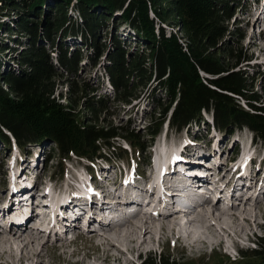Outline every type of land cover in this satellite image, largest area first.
Here are the masks:
<instances>
[{
	"label": "trees",
	"instance_id": "obj_1",
	"mask_svg": "<svg viewBox=\"0 0 264 264\" xmlns=\"http://www.w3.org/2000/svg\"><path fill=\"white\" fill-rule=\"evenodd\" d=\"M245 10L242 0H0V17L11 19L5 11L16 17L0 23V32L22 47L16 59L22 71L0 74V153L13 141L28 155L34 146L48 143L54 146L51 154L58 156L60 168L74 157L89 164L134 160L145 166L150 159L144 156L148 144L167 121L176 130L209 127L204 113L212 115L222 133L232 135L235 129L246 128L264 143V100L246 74L234 71L246 57L241 46L244 34L233 29L238 12ZM117 16L119 25L108 26ZM103 30L109 44L101 41ZM234 37L240 39L235 42ZM68 39H81L88 53L70 47ZM1 41L6 49L8 42ZM99 59L105 60L103 71L112 90L124 100L157 84L152 99L157 100L159 115L151 116L146 128L148 143L129 128H99L73 106L56 100L62 71L76 73L80 60L99 70ZM260 77L264 87V76ZM82 87L86 94L89 85ZM86 105L95 113L107 108L104 99L93 98ZM118 139L131 146L132 156ZM241 258L238 264H264V237L250 256ZM212 259L206 263V257L195 261L167 252L141 257V264H229L219 254Z\"/></svg>",
	"mask_w": 264,
	"mask_h": 264
},
{
	"label": "rangeland",
	"instance_id": "obj_2",
	"mask_svg": "<svg viewBox=\"0 0 264 264\" xmlns=\"http://www.w3.org/2000/svg\"><path fill=\"white\" fill-rule=\"evenodd\" d=\"M245 2L246 10L249 11V13H241L238 12L237 17V23L233 27L230 26V29L235 30L238 28V30H241V33H243V38L241 39V46L244 50V54H246V57L242 59V61L238 64V66L235 67L236 72H243L246 74V78L249 79L250 83L254 86V91L257 92L264 100V87L260 84L262 82V78L260 76H264V20L261 21L262 14H264V0L260 1L259 4L255 3L250 5V2L253 3V0H242ZM5 13L10 14L12 17L7 16H1L0 17V23L7 24L8 21H13L14 18H16L13 14V12L5 11ZM118 15H120L118 13ZM119 18L117 16L114 20L109 21L108 26L114 27L118 26L115 24V20ZM234 21L231 22L233 24ZM121 28L118 27V30ZM171 29L167 28V32H169ZM177 30V29H176ZM101 41L104 43L105 41L109 44V35H106V33L101 31ZM108 32V30H107ZM119 32V31H118ZM118 32H115V28L113 29V33L118 34ZM2 34V37H1ZM15 34V33H14ZM8 35L0 32V47L3 46L2 39H5V42H8V46L6 49L0 48V74H7L11 72H17L22 71L21 65L16 61L18 57V50L22 49L16 43L12 41H8ZM108 36V37H107ZM11 35V39H12ZM14 40H18V38H13ZM238 39L237 37H234V41L236 42ZM20 40L24 41V38L22 37ZM26 40V39H25ZM129 40V39H128ZM232 40V39H231ZM68 45L74 46V48L82 49L84 54L88 53V50L85 46H81V39L74 40V39H68L67 40ZM132 43H134V39H132ZM135 46V45H134ZM240 46V45H239ZM238 46V48H239ZM136 48L135 50H137ZM54 55V54H53ZM55 57V55H54ZM101 62L102 68L99 67V70H92L88 64L84 63V61H78V69L76 73H69L66 71L61 72V76L57 78L56 83V100L60 103H63L65 105L69 104L73 106L74 108H71L75 112H77L79 115H85L84 119L85 121L91 122L97 127L102 129H110V128H129L131 131L136 132L139 136L142 137V140L148 143L149 137L146 136V128L151 125V116H154V114H158V110H155L157 108L156 102L157 100L152 99V95L154 92H152V89H155V87H158L156 83L151 84L149 88H141L136 92L137 97L129 98V101L124 100L123 97H119V92H114L112 90L111 85L109 84L107 74L103 71V64L104 59H99ZM98 80H100V83H98ZM89 85L88 89L86 90V94H82L83 87L82 85ZM95 98L97 101L104 99L105 103H107V108L103 111L98 112H91L86 106V102L88 100H92ZM163 101V100H162ZM242 104H245L246 102L241 101ZM264 104V102H263ZM83 112V113H81ZM159 115V114H158ZM156 115L155 117H158ZM207 118L211 120L212 115L211 114H205ZM205 117V120H206ZM93 120V121H92ZM86 122V123H87ZM208 123V122H207ZM206 128L205 124H202L201 127L193 126L189 131L186 130H176L170 127L169 121H167L164 125L163 131L161 135L156 138L154 141H156L155 145L150 149L149 154H144V156H151V159L157 158H163L168 157L169 153L164 152V149L161 148L160 144L164 145H175L172 147V150L176 152L175 154H180V152L186 151L183 148V145L185 148L190 147L191 142H193L192 146L187 149L185 154L183 155V159L188 158L189 151L196 152L199 148H201L202 145H204V142L201 141L200 143L195 142L196 137H204L205 134L204 129ZM188 131V133H187ZM167 134V135H166ZM187 136V137H186ZM190 137V138H189ZM194 137V139H193ZM251 134L245 130V129H235L234 134L232 137L226 142L225 138L217 140L218 142L221 141V144L223 146V149H226V146L231 149V151H221L218 153V159L221 160L222 164H227L230 166H235L238 161H234V158L237 156L236 153V146L237 143L240 141L242 144V140L250 144L251 142ZM193 139V140H191ZM209 139H211V136H209ZM171 140V141H170ZM166 141V142H165ZM168 141V142H167ZM173 141V142H172ZM119 143L125 147L129 148L130 145H127L124 143V140H120ZM151 144V143H150ZM148 144V146L150 145ZM182 144V145H181ZM257 147L259 148L258 152H260L261 158L256 160L255 164L259 166L262 162V158L264 159V145L261 142H257ZM243 146V145H242ZM175 147V148H174ZM177 148L179 150H177ZM192 149V150H191ZM52 150H54V146L50 144H44L43 146L38 145L34 146L31 150V157L32 160H30L29 156L22 153V158L20 162L17 163L19 165V168H34L33 177L35 179H41L43 180V183H47L48 181L52 180L53 184L55 186H59L63 189V187H69L72 184L70 181L72 179L70 178V175H76L78 172H81L83 178L87 179L85 176L86 170L81 168L82 166H88L89 164L86 161H77L74 157L72 160H68L67 162H64V167L60 168L58 165L59 159L58 156L52 155ZM16 152V151H15ZM161 152V153H160ZM8 153V152H5ZM147 153V152H146ZM133 154V153H132ZM173 154V153H172ZM6 155V154H5ZM3 155V156H5ZM165 155V156H164ZM167 155V156H166ZM233 157L232 159H229L228 157ZM180 158V156L178 157ZM1 159V157H0ZM239 160V158H237ZM6 160V156L4 158ZM200 160H203L201 158ZM8 161V160H6ZM30 161V162H29ZM33 162V164H32ZM100 163V162H99ZM163 163V162H160ZM35 164V165H34ZM21 166V167H20ZM155 166H158L157 162ZM264 166V162H263ZM206 167V166H205ZM96 170L98 167H95ZM106 169L107 167H102V169ZM208 168V167H207ZM11 168H8V172ZM100 169V170H102ZM114 169V170H113ZM149 168L145 169L143 171V174L140 172V170L137 169V164L135 161H132V165H129L128 167L124 168L123 165H120L119 163H116L114 165H111L110 168L108 167V176H111L112 181L109 183L110 186L113 185L115 187H120L125 182V177L128 176L129 179L134 178L137 181L142 182L141 184L145 183L146 181H150L149 178L152 177L149 171L147 172ZM155 168L153 167V170ZM120 170V171H119ZM151 170V169H149ZM199 170V168H197ZM229 167L227 172L226 171H218L220 182L223 184H226L228 186L231 185V175L229 174ZM103 172H106L103 170ZM117 172V174H115ZM122 174V180L120 175ZM103 179V174H100ZM8 178V176H7ZM27 176H22L23 180H26ZM63 178L66 180V183H62ZM257 179V178H256ZM88 180V179H87ZM120 180V181H119ZM69 181V182H68ZM251 185H255V181L250 180ZM22 183V181H21ZM104 185V186H105ZM39 186V185H38ZM37 186V187H38ZM5 188L0 189V197H3L5 195L4 192ZM40 191H42L41 187L38 188ZM60 192H57L59 194ZM38 195V194H37ZM41 195H44L43 193ZM7 198L6 196H4ZM67 198V197H66ZM263 198V197H261ZM3 201H5L4 198H2ZM251 203H254L252 201ZM259 204V205H258ZM222 204V208H223ZM262 206L264 207V203L262 199L259 200V203L256 204L255 207ZM251 208V205L238 208L234 211L240 212L242 208ZM250 219V224L245 227V233L242 235L246 238L248 235L251 237V235H254V243L257 242L258 237L261 235V230L258 228L257 224L264 223V220L261 218ZM258 219V221H257ZM5 220H7L5 218ZM247 225V224H246ZM250 225V226H249ZM262 232H264V228L262 229ZM90 233V231H89ZM48 236V239L45 237ZM157 236V235H156ZM155 238V242L152 243L150 246H148L147 249H143L141 251L136 252H125L124 256H122V261H112V262H103V259L105 258V246H102V249H95L93 247V244L90 242H81L77 246V248H73L72 246H69V242H60L55 240L54 235H51L49 237V234L43 235V242L42 244H48L49 248H45V251H43V254L41 257H37L34 260H25L23 262L19 261L21 254L18 250L13 251V256L9 257V255L5 254L4 257H1V262L3 264H139L140 259L138 260V255L140 257H150V256H159L161 252H171L172 255L178 256L179 254H185L189 258H197L199 257V254L206 253V255L210 256L209 253L211 252L210 248H206L204 251L200 252H193L188 250L184 243H179L176 246H173L175 243L174 239L171 240V243L167 247L163 249V244H165L164 239L159 241V236ZM240 238V237H238ZM237 237H225V242L228 241L230 245H237L239 244L243 248L250 247L253 248V244H248L245 240H239ZM57 239V238H56ZM48 241V242H46ZM57 241V242H54ZM51 245H54L56 248L51 247ZM58 249V250H57ZM163 249V250H162ZM246 249V248H245ZM244 249V251H245ZM56 250V251H55ZM220 254L228 256V263L233 262L234 257V251L231 247H225V249L221 248L219 251H215ZM9 254V253H8ZM114 255H119V253L114 250ZM252 252L245 253L246 256H250ZM7 255V256H6ZM235 259V258H234ZM251 259L256 260L251 257ZM15 261V262H14ZM206 263H212L213 259L211 261L205 260ZM253 264H262L256 261H252ZM233 264V263H232ZM235 264H238L236 262Z\"/></svg>",
	"mask_w": 264,
	"mask_h": 264
},
{
	"label": "bare ground",
	"instance_id": "obj_3",
	"mask_svg": "<svg viewBox=\"0 0 264 264\" xmlns=\"http://www.w3.org/2000/svg\"><path fill=\"white\" fill-rule=\"evenodd\" d=\"M263 20H264V14H262V18H261V21ZM160 146L161 148L164 149V152L169 153L168 157L162 158L163 161L165 163L171 162L173 160V157L176 155L175 154L176 152L172 150V147L175 145L160 144ZM177 150L179 149L177 148ZM183 155L184 152L181 153V158H178L177 160L176 159L173 160L172 161L173 165H181V166L186 165L187 161L183 159ZM217 161H218L217 167H219L220 164H222V162L218 158ZM10 165L12 164L10 163ZM100 169H102V167H99L98 171ZM105 171L107 172V170ZM201 175H205V172L202 169L197 173L196 176L199 177ZM240 175L244 179L246 180L248 179V176L245 175V172H240ZM152 177H154L153 172H152ZM128 179L129 177H127V180ZM258 184H259V180L257 185ZM103 187L105 188L107 193H110L109 189L106 186ZM64 190L66 193H68L74 191L75 188L71 186L69 187L67 186L64 188ZM100 192H102V190H100ZM225 192L233 196L235 195V192H230V190H225ZM57 195L60 198L62 197L61 193ZM72 195L73 193L68 194L69 200L72 198ZM36 197L40 203V200L44 199L45 196L38 194L36 195ZM5 201H3L2 199L1 203H4ZM63 202H66L65 198H63ZM104 203L105 202L103 201L101 206H104ZM11 204L12 207H10L7 210L8 211L7 215H11L10 213L15 212L16 210V202L13 203L11 201ZM60 204L61 203L58 202V207L60 206ZM222 204L223 203L219 200L218 203L213 205V209L211 210L207 209L208 207L207 203L203 205L202 209H200L202 210V212L199 214L198 220L192 224V226L194 227V232L191 233L185 232L183 236L179 237L178 242L184 243L185 240L194 239V242L192 243L191 246L194 252L201 253L202 251H204L206 248L209 247H214L216 249L217 247H222L224 245L225 237H242V235L246 231L245 227L248 226V224H250V219H255L256 221L255 217L258 218L260 215L264 217V207L262 206H257L252 209L242 208L240 212H237V211H232L228 207L222 208L221 207ZM34 218L35 216H32L30 211H28L24 219H15V222L13 224L11 222V228L7 229V233H9L8 236L4 239L0 238V247L2 248V252H0V264H3L1 262L2 259L1 257H4L5 254L9 255V257L13 256L14 253L13 251H15V249L18 250L21 254L19 261L23 262L25 260H32V259L34 260L37 257L38 258L41 257L43 251H45V248L47 249L49 248L48 244H42L43 242L42 238L44 232L39 226H42L43 222L37 223V221ZM179 218L180 217L178 214H174L167 219L135 220L133 222H127L126 224L120 226L119 228L110 227L108 228V231L103 233H99L98 231L95 230L92 233V238L94 240H98L102 246H105L104 249L105 258L103 259V262H109V263L112 261L121 262L125 250L128 252L141 251L143 249H147L148 246H150L152 243L155 242L154 237L156 235L169 238L171 235L174 236L176 234H180L181 231H184L185 227L180 225ZM91 219L93 220L94 217L91 216L90 221ZM0 221H3L7 225L9 223L8 219L5 220V218L2 219L1 217H0ZM197 228L200 229L197 230ZM15 230L21 231V233L20 234L15 233ZM48 233H49V237H51V235H54L55 238H58L55 229L49 231ZM46 238L48 239V236L45 237V239ZM51 247L56 248L54 245H51ZM114 250H116L119 253V255H114L113 254Z\"/></svg>",
	"mask_w": 264,
	"mask_h": 264
}]
</instances>
